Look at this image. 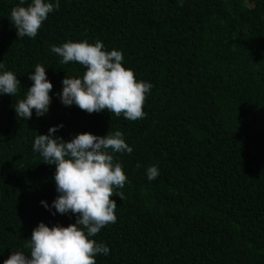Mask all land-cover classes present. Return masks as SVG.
<instances>
[{
  "label": "trees",
  "instance_id": "trees-1",
  "mask_svg": "<svg viewBox=\"0 0 264 264\" xmlns=\"http://www.w3.org/2000/svg\"><path fill=\"white\" fill-rule=\"evenodd\" d=\"M18 3L0 0V63L21 82L0 96V264L28 253L40 222L76 221L41 204L58 195L55 166L32 144L59 124L65 141L120 130L133 148L116 154L127 181L123 200L111 197L116 222L93 237L110 249L96 264H264V0H60L34 39L10 22ZM81 40L120 50L123 66L153 85L143 119L60 102L62 80L85 68L60 63L50 45ZM37 64L52 102L26 121L13 107ZM150 165L159 170L151 182Z\"/></svg>",
  "mask_w": 264,
  "mask_h": 264
},
{
  "label": "clouds",
  "instance_id": "clouds-1",
  "mask_svg": "<svg viewBox=\"0 0 264 264\" xmlns=\"http://www.w3.org/2000/svg\"><path fill=\"white\" fill-rule=\"evenodd\" d=\"M24 5H27L26 7ZM60 0H19L11 9L10 22L18 38H35L50 13L58 10ZM50 52L58 55L60 63L78 62L85 68L82 76L62 80V91L57 93L64 106L75 105L87 113L107 111L131 121L143 119V105L151 94L150 82L137 80L134 71L123 66L120 50L108 51L97 40L68 41L50 45ZM0 63V96L18 93L21 82L12 71H4ZM32 81L23 99L13 107L16 117L29 120L33 111L37 117L49 112L53 84L47 78L46 68L37 64L28 75ZM63 124L52 126L47 134H37L32 144L41 163L54 165L53 180L58 195L51 206H42L57 213L72 214L76 221L68 226L56 223L49 227L40 222L27 239L24 251H12L3 264H96L97 256H107L109 246L93 237L107 225L116 222L117 204L111 197L123 200L127 176L116 154H131L133 148L126 143L123 133L116 130L104 136L90 132L78 133L69 141L55 136ZM137 167H141L138 163ZM149 182L159 175L157 165L145 169Z\"/></svg>",
  "mask_w": 264,
  "mask_h": 264
}]
</instances>
